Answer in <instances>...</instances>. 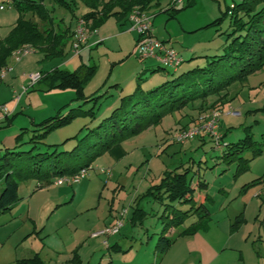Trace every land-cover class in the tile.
I'll list each match as a JSON object with an SVG mask.
<instances>
[{"label":"rangeland","instance_id":"obj_1","mask_svg":"<svg viewBox=\"0 0 264 264\" xmlns=\"http://www.w3.org/2000/svg\"><path fill=\"white\" fill-rule=\"evenodd\" d=\"M175 1L177 4L181 3V0ZM237 1L239 0H193L191 6L175 13L174 17L158 9L152 11L153 37L173 47L183 60L175 71L171 68L159 69L162 66L156 60L142 59L132 53L136 38L133 32H122L126 36L111 39L91 49L86 47L81 57L73 56L69 48L68 55L55 59L53 65L66 62L67 65L61 68L66 71H74L81 64L95 66L94 74L83 84L82 96L78 98L76 90L71 87L44 92L40 90L42 85L37 83L23 95L21 107L25 108L27 115H33L36 119L35 123L55 115L60 109L64 114L69 108L93 109L94 118L90 115L74 118L68 125L50 132L37 142L34 153L51 152L53 145L62 144L75 135L83 136L88 130L96 127L103 118L109 116L112 110L119 107L121 98L131 94L138 84L144 91L152 90L183 77L184 73L195 66L204 65L207 56L222 53L224 46L230 41L227 40L226 35L231 30L229 16L216 21ZM185 2L186 0H183L181 5H185ZM181 5H177L176 8ZM161 7L166 6L163 4ZM79 9L82 13L86 12L84 6H79ZM12 10L11 7L0 11V38L6 34V28H3L2 24L3 14ZM57 10L64 12L60 8ZM56 15L59 17V14ZM64 18L68 22L72 20L69 14H65ZM73 21H76L72 23L74 29L78 20ZM115 22L114 17H109L103 23L102 32L106 33L107 30L112 29ZM85 28L88 36L91 30L88 26ZM72 38L71 36L66 45V51L69 44L71 47ZM117 40L123 44L122 48L116 43ZM30 48L31 51L36 50L33 47ZM33 56L38 58L40 54L34 53ZM14 63H17V60L14 62L13 57H10L8 64L13 66ZM43 66L31 58L26 63H21L20 70L14 74L22 78V72L28 75L27 70L40 69ZM8 78L10 79L7 77L6 80ZM6 80L2 81L0 92L9 97L10 88L8 89ZM92 97H95L92 101H86ZM205 101V104L198 101L167 113L158 125L152 127V134L137 135L125 142L124 147H121L122 154L119 151L114 154L115 164L107 165L106 153L97 158L90 165L87 176L80 181L81 187L78 192L73 193L78 185L55 184L53 182L58 177L52 179L49 187L41 189L43 193H37L32 201L23 203L24 209L29 210V217L33 216L37 220L35 222L37 228L31 226L32 234L23 231L28 228L26 224L29 221L26 220V216L21 220L18 217L14 218L0 226V260L6 254L10 255L15 249L18 251L23 249L27 254L33 251L44 264L58 262L65 264L64 255L60 253L53 255L51 248L68 252L78 235L73 229L75 220L72 219L68 223L58 221L63 217L62 214L69 213L70 210L74 213L75 210L81 211L87 207H92L96 213H105L112 200L114 203L111 205H121L130 212L137 206L150 212L153 210L151 216L147 217L146 223L156 220L162 227L159 216L157 217L161 214L162 207L154 203L145 193L151 185L159 182L162 171L181 166L182 169L190 168L188 176L193 177L194 184L197 180L206 184L205 189L195 186L194 192L195 196L198 194L203 198L202 201L210 213L211 220L208 226L212 228L213 233L224 236L227 228L230 230L231 224L235 222V217L242 213L245 221L235 224L239 227L233 232L235 236L228 246L230 249H226L225 253L232 254L235 259L242 257L241 263L238 264H264V193L258 185L245 187L260 171L257 164L262 160L254 159L256 161L250 163L248 171L234 175L236 163H226L220 158L226 144L237 142L246 133L252 136L256 148L264 146V111L259 110L264 106V67L250 75L243 83L239 81L232 83L224 92L211 95ZM214 112L219 114L216 132L220 138L224 135L222 142L218 140L220 142L218 146L206 133L195 135L182 144L176 142L174 139L176 133L200 128ZM18 116L20 115L17 114L16 117ZM22 120L17 119L15 126L20 125L19 121L21 123ZM26 127L27 129L19 130L20 140L13 141L12 147L16 146L17 150L27 151L31 148L29 141L35 127L30 123ZM74 144L75 141L71 139L60 145L58 151L70 150ZM4 149V144H0V154ZM252 150L250 148L242 153L243 157L250 158ZM35 182V179L22 182L19 195L26 196L27 191H33ZM70 198H73L70 208L53 209L56 201L63 203ZM262 202L263 205L260 207ZM188 207L182 206V210ZM10 215L5 216L13 217ZM5 216H0V222ZM196 220V215H191L185 219L181 227ZM259 237L261 241H258ZM156 239L157 236L155 241ZM231 244L237 245L238 248L231 250ZM76 249L77 247L72 250L68 264L73 263L74 254L78 253Z\"/></svg>","mask_w":264,"mask_h":264},{"label":"trees","instance_id":"obj_2","mask_svg":"<svg viewBox=\"0 0 264 264\" xmlns=\"http://www.w3.org/2000/svg\"><path fill=\"white\" fill-rule=\"evenodd\" d=\"M47 3L51 4L47 7ZM177 4L175 0H12V7L19 17L9 32L0 40V69L7 67L8 59L18 48L29 45L43 54L44 60L63 58L67 55L66 45L72 31L70 26L54 28L53 16L55 8L63 9L72 19L84 21L89 30L94 31L109 17H114L119 27L128 23V16L134 9L153 16L152 11L174 17L175 13L191 6L193 0H186L185 5ZM165 4V8L161 6ZM86 12L77 15L79 6ZM177 5H181L176 8ZM31 13L33 18L25 19L24 15ZM229 16L230 32L227 33L229 43L222 53L207 56L206 63L195 66L183 77L174 79L157 88L144 91L138 84L134 91L121 98L120 106L112 110L109 116L103 118L96 127L88 130L83 136L75 135L59 145H53L51 152L34 153L36 144L50 132L68 125L74 118L90 115L94 118L93 109L82 110L69 108L66 113L61 109L55 115L34 123L35 129L27 151L17 150L16 146L5 148L0 154V214L8 212L19 200L18 186L24 181L35 179L36 189L50 184L51 180L61 176L76 174L82 168H88L97 158L105 154L114 145L129 140L150 127L160 123L167 113L179 110L188 104L206 103L211 95L224 92L232 83H243L246 79L264 67V0H239L233 3L216 21ZM61 21H63L61 19ZM166 67H159L164 70ZM95 66L79 65L74 71L54 68L51 71L40 72L42 77L38 84L41 91L48 92L66 87L74 88L82 96L83 84L94 74ZM95 98V97H94ZM88 98L87 102L94 99ZM264 111V106L259 109ZM224 135H221L222 142ZM75 144L70 150L58 151L60 145L69 140ZM20 140L17 135L15 141ZM219 142V144H220ZM216 143V142H215ZM218 146V145H217ZM252 148L251 157H243L242 153ZM264 153L262 148L255 147V141L248 133L235 143L224 146L220 158L226 163H236L234 175L249 170L250 163ZM190 168L181 166L162 171L158 183L146 190V195L153 202L161 205L159 218L162 228L155 242L158 254H164L173 244L175 238L167 236L170 229L177 231V237H187L200 230H206L210 213L204 202L195 197V186L206 188L204 182L188 176ZM262 178L254 179L248 185H255ZM189 206L182 210V206ZM143 210L135 207L133 214L140 217ZM196 215L197 220L181 227L185 219ZM245 219L242 213L235 217L230 226L234 232ZM235 225V226H234ZM72 264H79L76 254ZM12 264H44L37 254L28 258L15 260Z\"/></svg>","mask_w":264,"mask_h":264},{"label":"crops","instance_id":"obj_3","mask_svg":"<svg viewBox=\"0 0 264 264\" xmlns=\"http://www.w3.org/2000/svg\"><path fill=\"white\" fill-rule=\"evenodd\" d=\"M3 2L4 0H0V4ZM50 6L51 4L47 3V7ZM12 9H13L12 12H6L5 14H3L2 24H3V28H6L5 29L6 34L3 37H1L0 40L4 39L9 34V32L12 30L19 17V13L13 7ZM80 10L81 9H78V11L76 12L78 16L82 14ZM56 14H59V17ZM65 14H66L65 12L63 13L59 12L57 8L54 9V13L52 14L53 22L55 25L54 28L58 27L57 29H59L66 26H70L71 31H73L74 29L72 27V23H75L76 21H73L74 19H72L71 22L70 21L68 22V20L64 18ZM24 18L25 19L33 18L34 20H37V18L33 17L31 13L25 14ZM61 19L63 21H61ZM103 25L104 24H102L101 27H98L94 31H90L88 33L86 43L84 44L81 52L79 53V57H81V53L85 51L84 48L86 47H88V49H91L96 45L101 43L103 44L111 39L114 40L116 38L120 39L123 36H126V34L125 33L122 34V32L128 31L135 33L134 31L128 30L129 22L125 27L121 28L119 27V24L116 21L113 24L112 29L107 30L106 33L102 32L101 30ZM117 27L119 28V30ZM136 39H137V34L135 38V43H136ZM116 43L120 48H122L123 44L120 41L117 40ZM69 48H70V44L68 46L67 55L69 53ZM34 53H38L40 54V56L38 58H35L33 56ZM10 57H13L14 62L16 61L14 57V53H12ZM31 58L34 59L36 62L41 63L42 66L43 65L44 66L41 67L40 69L27 70L29 74L34 72H47V71H51L54 68L61 69L62 67L67 65L66 62L63 63L58 62V64L53 65V61L55 59L44 60L43 54L41 52H38L37 50L31 51L26 55H21L19 57V60H17V63H14L13 66H10L7 62V66H9L10 71H8L6 75L2 79H0V85H2L3 82L6 80V78L10 77V79L8 78L6 80L8 89L10 88V96L7 97L1 94L0 92V103L5 104L7 108L12 111L11 115L5 118L0 124V144H4L5 148H12V146H14L13 141H15V138L17 137L19 130L21 131L23 128L27 129L26 126L29 123L31 124V126H33V124L36 122V119L33 117V115H29V114L27 115L25 108H22L21 107L22 104H20L23 95H25L28 92V91L25 93L23 92V86L26 84L27 81V77H26L27 74H25V72H22V78L14 74L20 70L21 67H19V65L21 63L23 62L26 63L28 59ZM49 66L51 67L48 68ZM16 95H20V98L17 103L15 100ZM17 114L20 116L16 117ZM17 119H23V120L21 121V123L19 121L20 125L15 126V122ZM152 130L153 128L150 127L138 136L149 135L152 132ZM205 137L206 136L204 135V138ZM131 139H129V141ZM127 141L128 140L122 142L121 144L114 145L106 152L105 157L107 159L106 162L108 166L112 165L113 163L115 164V162H113V160L116 159L114 156L115 152L119 151V153L122 154L121 147H124L123 144ZM202 141L204 142V139ZM168 143H172V142H168ZM257 159H259V161L262 160V162H258L259 164H257V166H259L260 171H258V173L254 175L255 176L254 179L260 177L262 179L259 180L255 185L260 186L264 193V153L261 156L257 157ZM88 183H90V181ZM36 184L37 183L35 182V187L33 191L31 192L27 191L25 193L26 196L19 195V189L21 186L19 184L17 191L19 200L14 204V206L10 211L2 213V215L0 214V216L11 214L10 216L13 215V217H6V216L2 217L0 226L5 225L14 218L18 217L19 220H21L24 216H26V220L29 221L28 224H26L28 225V228H25L23 231L32 234L31 226L33 228H37V223H35L37 222V220H35L33 216L29 217L30 214L29 210L24 209L23 203L24 202L28 203L29 201H32L37 193H43L42 192L43 190L41 189L45 187H49L51 185L50 183L44 185L40 189H36ZM64 185L66 186L78 185L73 191V193L78 192L81 187L79 186L80 182L78 184L64 183ZM73 193L72 195L74 196ZM195 197L198 201L203 202L202 201L203 198L199 197L198 194H196ZM132 201L134 202L135 198ZM55 203L56 205L53 208L54 210L68 209L71 207L73 203V198H70L68 201H65L63 203H57V201ZM113 203H114L113 200L109 202L110 205ZM110 205L105 213L103 212L96 213V210L92 209V207H87L86 209H83L81 211L75 210L74 213H71L70 210L69 213L65 212L64 214H62L63 217L61 216L62 218L60 217L61 219L58 221H61L63 223H68L72 219L73 221L75 220V222H73L74 223L73 229H74V233L77 234L78 237L72 243L70 249H68V252L53 247L51 248V253L53 252V255H57V253L64 255L65 264H68V260L71 257L72 250L75 247H77L76 250L78 251L77 255L80 260L79 264H238L241 263L240 260L242 259V257H238L237 259H235V256H233L232 254L225 253L226 249H230V247L228 246L230 244V241H232V238L235 236V233L230 232L228 228L226 234L224 233L225 235L222 237L215 232L213 233L212 228L209 226L207 227L206 230H200L195 234L187 237H177L178 230L170 229L167 233V236L175 238V241L164 254L160 255L155 250V242H156L155 237L158 236L162 227L159 226V221L156 220L155 222L152 223H146L147 217L151 216L150 214L153 210L151 209L152 211L150 212L146 209L140 208L143 210L144 213L140 217H138L133 214V211L130 212V210H127V208H124L121 205L120 206L119 205L117 206L115 204L111 206ZM262 205L263 202L260 204V207ZM95 209H99V208L95 207ZM123 210H124V214L120 216V213ZM158 216L159 215H157V217ZM210 220L211 219L209 218L208 224ZM117 221H120L122 223V226L120 227L119 231L116 234L93 236L94 232L98 230L101 231V229L106 227H111L115 225ZM161 221L162 220L160 219V224ZM26 236H30V235H26ZM258 241H261L260 237L258 238ZM236 246L237 245L231 244V250L232 248L235 249L238 248ZM67 253L69 255H67ZM32 255H34L33 251H31L30 254H27L25 251H23V249L19 251L15 249L13 250V252H11L10 255L6 254L0 260V263L12 264L17 259L28 258L31 257ZM59 258H61V256H59ZM44 259L47 260L46 257H44ZM57 264H62V263L58 262Z\"/></svg>","mask_w":264,"mask_h":264},{"label":"built area","instance_id":"obj_4","mask_svg":"<svg viewBox=\"0 0 264 264\" xmlns=\"http://www.w3.org/2000/svg\"><path fill=\"white\" fill-rule=\"evenodd\" d=\"M179 2V0H178ZM12 7V0H5L0 4V11L5 8ZM152 15L141 12L138 9H134L128 16V30L134 31L137 34V39L133 53L142 59H154L161 66L166 68H171L174 71L182 64L183 60L179 53L172 47L167 46L164 41H159L152 35ZM72 42L70 47V52L73 56H77L80 53V49L87 40V30L85 28L84 21L78 20L74 30L72 31ZM30 46H23L20 49L14 52L15 59L18 60L21 55H26L31 52ZM10 71L9 66L0 69V79H2L6 73ZM26 84L23 86V92H27L29 88L33 87L39 82L42 75L40 72L30 73L27 76ZM20 95L15 96L16 103L18 102ZM12 113L11 110L7 108L5 104L0 103V124L1 122L10 116ZM219 114L214 112L208 118V121L197 129H191L189 131L178 132L174 135V139L178 144L184 143L186 140L192 138L195 135H200L202 133L208 134L216 145H218V140L220 135H218L217 126H218ZM88 168L80 169L76 174L70 176H61L58 177L53 183L55 184H78L83 178L87 176ZM124 214V210L120 213V216ZM122 223L117 221L115 225L111 227H106L99 232L93 233V236L98 235H113L116 234Z\"/></svg>","mask_w":264,"mask_h":264}]
</instances>
